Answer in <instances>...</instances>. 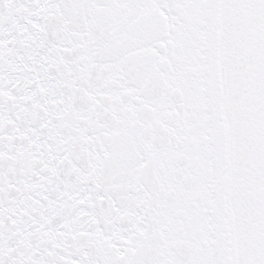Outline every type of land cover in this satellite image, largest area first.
I'll list each match as a JSON object with an SVG mask.
<instances>
[{
	"label": "snow or ice",
	"instance_id": "6c2138e0",
	"mask_svg": "<svg viewBox=\"0 0 264 264\" xmlns=\"http://www.w3.org/2000/svg\"><path fill=\"white\" fill-rule=\"evenodd\" d=\"M0 264H264V0H0Z\"/></svg>",
	"mask_w": 264,
	"mask_h": 264
}]
</instances>
